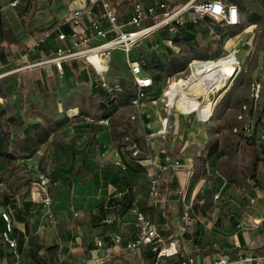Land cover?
Wrapping results in <instances>:
<instances>
[{"label": "rangeland", "instance_id": "1", "mask_svg": "<svg viewBox=\"0 0 264 264\" xmlns=\"http://www.w3.org/2000/svg\"><path fill=\"white\" fill-rule=\"evenodd\" d=\"M227 1L235 3L240 9L241 20L238 25L224 27L210 19L208 22L211 26L209 27L205 20L199 19L195 23L196 28L188 33L191 36L189 39L188 35L172 33L170 38H163L158 45L154 43L156 37L153 33L145 41L135 43L130 47L120 44L101 54L85 53L82 58H77L81 62L82 73L84 72L83 66L94 74H97V70L93 64L97 65L98 68L107 67L103 77L110 89V97L113 99L117 97V94L126 90L128 92L136 90L129 73V63L140 61L147 65L153 76L161 74L158 80L154 82L153 87L142 97L143 100H141L142 103L139 108L133 105L119 106L112 115L119 124L115 128L116 131H125L132 137H129V140L125 139V144L134 140L140 149V152L135 156H132V152L126 149L123 162L127 164V167L123 170H127L128 164L138 159L153 161L154 159H161V155L164 154L179 158L183 163H187L189 158L193 162L197 159L195 165L199 170L188 173L190 181L201 182L198 191L201 200L195 199L192 203L190 202L193 215L199 216V224L207 237L218 234L219 240L222 237L226 242L232 244V240L229 238L231 234L221 236L217 229L231 232L230 226L236 218L246 221L244 214L250 212L256 204L249 199L256 197L254 195L256 189H264V179H262L264 176V153L261 155L263 160H261L262 164L259 167V170L262 171L259 172L256 180L251 179L253 183H249L248 177H251L250 160L254 157L255 148L247 141L243 133L234 132V126L243 124V122L236 121L235 116L244 104L248 106L246 113H249L251 108L253 111V107L250 106L251 102H258L259 109L264 107V0ZM31 2L32 0H18L17 10H15L17 20H15L14 13L8 12V8L6 11L1 10L0 25L11 28L9 30L12 31V34L17 31L19 36L20 34L23 35V38L26 36L29 38L30 35L34 37L38 32L42 33L49 23H40L33 30L39 19L38 13L34 12L30 5ZM125 12L118 8V20L119 15L124 18ZM32 14L35 16V22L33 21L32 25H29ZM191 18L192 16H188L187 20H191ZM101 25L104 28L103 20H101ZM123 30L131 31L133 29L125 26ZM106 40H110L108 35ZM26 44L28 43L4 47L7 52L6 61L10 64L8 63L7 72L3 76L0 72V108L5 111V117L2 121L3 130L10 136L21 137L24 128L18 123L23 120L28 123L40 122L46 126L63 122L66 117L68 121L62 123L59 128H55L49 140L42 144L31 158L24 159L20 154H17L13 159L0 157V212L4 208L12 209L13 212L20 211V209L24 210V203H21L22 199L18 201V197L23 196L24 202L28 193L31 196L33 191L29 189L30 185L39 182L42 175L49 176L51 179L47 189L50 196H53L55 188L56 191L60 189L57 186L66 185L68 187L69 184H73L75 179L70 177L80 166L78 160L85 154H91L89 149L90 142L93 140L91 125L94 126L97 121V118H94L96 114L91 111V106L95 102L104 103L106 99L104 95H101V93L104 94L103 92L93 91L92 87H89L84 81L85 77L82 74L78 75V72L74 79L67 80L62 70L55 63L33 67L31 65L33 55L31 57L25 56L30 47ZM161 44L170 46L173 52L164 53ZM95 45L92 43L88 47ZM84 49L86 48H82V50ZM45 56L42 55V58ZM100 59L104 61L105 65H100ZM171 59H175L179 63L176 72L170 69L169 60ZM195 61L197 62L194 64ZM229 62H233L232 66L236 68V74L233 78L224 79L221 86L215 87L218 85V71L212 76L196 80L200 72L205 71L208 67ZM158 63L163 65V70H159L155 66ZM92 77L94 76L92 75ZM192 81L194 83L191 84ZM256 82L261 84L260 96L257 100L251 101L253 99L251 93ZM189 84L190 86L186 87ZM213 86L215 89H212ZM184 88L183 94L177 95L179 90ZM199 94L204 96L199 99V104L196 105L194 104L195 98ZM170 102H175L172 107H170ZM169 109L172 111L170 116ZM82 112L90 115L89 117L93 121L84 119V117L77 119V115ZM9 117H14L17 121L8 124L6 118ZM166 117L169 119L167 125L164 126ZM107 121L108 123L106 120L103 122L110 125L109 119ZM159 130L161 132L165 130L164 134L159 136V139L158 137L149 139L150 146H144V136ZM214 151L217 152V155L215 160L210 162L209 167L216 169L218 167L221 173L222 160L225 158L226 161L230 162L229 166L235 173L228 171L225 178L238 181L239 185H231L224 192L220 190L217 192L215 186L210 187L214 181L208 177L203 168L206 167L209 152ZM222 154L225 156L223 157ZM121 164L123 163L121 162ZM229 172L231 173L230 176H228ZM54 176L61 178L52 188ZM146 176L144 180L147 182ZM165 179L164 174L163 184ZM243 179L246 183L242 182ZM163 190L164 186L162 185V196L164 195ZM180 191L178 188L173 190L172 195L169 196L170 200L165 203L163 201L161 204L158 203L159 208L162 209L163 206H166V208L164 207L166 213L171 212L170 214L176 213L181 216L183 203L187 199L186 192L183 190L184 192L180 194ZM36 193H40L36 194V197L42 199V204L32 201H28L27 204L29 203V206L33 207L34 210L37 209L33 213L36 217L35 221H42L41 224H44L46 216L43 206L52 208V198L50 197V204L46 205L43 202L46 193L44 194L40 189ZM217 193L221 195L219 198L215 196ZM244 195L247 202L245 199L242 200ZM136 203L134 202V206L129 212L138 208ZM148 215L155 219L149 213ZM49 217L51 219L50 226L59 224V227L63 228L64 220H58L56 214ZM134 229L137 231L136 227ZM53 232L52 229H48L44 234L41 231L38 233L39 235L36 234L39 240L43 242L44 251L53 247V264H64L68 260L72 261L71 256L64 259L66 253L63 254V252L67 250V247L63 243L64 240H70L73 244H77L76 237L71 235L67 239L68 236L62 237L60 235L61 238L58 240ZM18 237L19 243H25L24 247L27 248L28 238L22 234ZM48 238L51 240H47ZM86 238L87 244L91 245L93 235L86 236ZM185 241L190 244V247L194 243L188 239ZM84 246L82 245L81 250H75L73 254H80L81 257L88 255ZM0 250H4L5 253L4 258H0V264H13L15 262L12 251L5 246L1 236ZM213 252L216 253L217 251ZM198 253V251L193 252L195 255ZM202 254L206 257L210 253ZM134 256V264H145L139 256L136 254ZM102 260L103 257L101 256L100 261ZM163 261L165 263V259ZM207 261L211 260L207 258Z\"/></svg>", "mask_w": 264, "mask_h": 264}, {"label": "crops", "instance_id": "2", "mask_svg": "<svg viewBox=\"0 0 264 264\" xmlns=\"http://www.w3.org/2000/svg\"><path fill=\"white\" fill-rule=\"evenodd\" d=\"M111 4L116 8L117 15H118V8H120V11H126L123 15L124 18H121L122 16L119 15V22L120 24H126L130 20L132 16V8L135 2H141L145 7L157 4L158 2H161L162 0H109ZM130 1V2H129ZM166 1V0H165ZM171 1V0H170ZM17 2L18 0H0V4L3 5L2 11H6V8H8V12L14 13L15 20H17V13L15 10H17ZM94 3V0H32L31 7L34 12H37L38 16V23L33 28L36 29L38 27V24L40 23H49L47 27L52 26L51 29H48L47 31L38 32L36 36H31L29 38H23V35L16 31L13 35L18 37L17 44L21 43H28L26 45L31 46L33 45L39 38H41L46 32L54 30L57 26H63L64 24H67L70 17L72 16V12L77 8H82L88 5H92ZM8 5V6H7ZM98 9L99 14L102 13V7L99 4L95 6ZM126 7V8H125ZM47 13V14H46ZM36 15V14H35ZM103 20L105 26V29H110L111 25L109 22L101 18ZM33 21L35 22V16L33 17ZM32 21V22H33ZM189 22V21H188ZM205 22L208 23V26L211 25L208 22V19L205 20ZM69 24V23H68ZM32 25V23H31ZM196 25V24H195ZM110 26V27H109ZM109 27V28H108ZM131 27V26H129ZM11 28L5 27L3 25H0V31H7ZM32 29V28H31ZM76 31L83 34L86 32L85 25L82 27H73ZM27 35L29 33H26ZM109 38H112L114 36L113 33L107 34ZM1 38V37H0ZM25 39V40H24ZM107 39V37H106ZM105 39V40H106ZM33 40L35 41L33 43ZM33 44H30V43ZM53 46L54 49H57L58 47H63L66 44H70L69 41L67 42H61L57 39V33L54 32L51 35V38L48 40V42ZM17 44L15 42H8V41H0V72L2 73V76L4 73H6V68L9 62L6 61L7 58V52L5 51L4 47L6 45H12ZM37 53V52H36ZM35 53V54H36ZM34 56V55H33ZM32 56V57H33ZM42 58V57H40ZM38 58V59H40ZM79 59V58H78ZM32 60H36L33 59ZM81 64V62L79 61ZM10 64V63H9ZM83 75L87 76L84 81L87 82L89 87H92L91 82L92 80L97 81L96 74L91 73V71L83 66ZM63 73V69H62ZM76 75V74H75ZM92 75L94 77H92ZM224 79H227L226 77H220L217 79L218 86H221ZM89 80V81H88ZM194 83L193 81L191 84ZM190 85V84H189ZM213 86L212 89H215ZM121 90V89H120ZM122 91V90H121ZM200 98L204 96L203 94H199ZM175 102H170V107H172ZM252 104L250 106L253 107L251 110H249L248 115L250 116V119L253 120L252 123L255 124L259 120L260 114L263 110V108H258V102H251ZM101 103H94L91 107V111L96 114L97 121L94 123V126L91 125V132H92V142H90V155H83L78 160V164L80 165L78 170L73 174L71 179H75L72 185H59L57 188H60L58 191L53 192V196H50L52 198V208L49 206H43V211L45 217L44 224H41L40 221H35V218L33 213L37 211V209H33V207L29 206L30 204L27 202L32 201L34 203H41L42 199H38L36 197V193L39 192L38 189H36V185L32 183L30 185L29 189H31L32 195L28 193V196L26 199H24L23 202V196L21 198L18 197V201L21 199V203H24V210L13 212L12 209V218L14 220L15 230L20 235H26L28 231H33L34 234H38L40 231L41 233H45L48 231V229H52L53 234L56 239L59 240L61 236H68L67 239L72 235L76 237L77 244L70 240H64L63 245L67 247V250L63 252L64 259L67 256L72 257V261L68 260L64 262V264H83V260L86 259L88 264H116V262H122L124 264H134V258L135 254L139 256L140 259H142L143 263L150 264V259L147 258V251L149 250L147 247H142L137 252H129L124 248H114L111 241V236L120 233L123 235L125 243L129 240H133L136 237L137 231L134 229L135 226L133 225V216L131 213H124L123 216L125 218L123 221L116 220L117 215L116 212L120 209L119 203H123V206L130 204L131 201L134 202H144L147 200L148 205L151 202L149 200L148 196V181L150 176H152L155 172V167L153 165V161L148 160H136L132 163L128 164V169H126L127 164L123 162V157L125 156V151L122 149V151L119 150L118 147V140H114L112 136V121L113 118H109V124L106 125L103 121L108 119H100L102 115V109L100 106ZM196 104V103H194ZM197 105V104H196ZM264 106V105H263ZM90 111V110H89ZM90 116V115H89ZM88 114H85V112H82L81 114L77 115V119L79 117H84V119H88L90 121H93ZM147 118V117H146ZM89 123V122H86ZM111 126V127H110ZM160 131V130H159ZM157 131V132H159ZM157 132L149 133L144 136L143 144L144 146H150L149 139L158 137L160 138ZM152 134H155L154 137H151ZM130 135L128 133L121 138L122 143H125V139H130ZM132 138V137H131ZM248 139L247 137H245ZM134 141V140H133ZM253 148H255V154L257 153L256 150L259 152V163L258 168L256 171V177H248V182L251 183L252 180H256L259 172L262 170H259V167L261 163V160H263V157L261 156L263 153L260 151V149L253 145ZM132 156H135L133 152L131 153ZM217 155V152H209V159L207 160L205 172L208 174V177L214 181V183L210 184L211 186H215L216 191L220 190L221 192L227 191L231 186L234 184H240L238 181L232 180V179H226L225 174L227 176V172L231 170V167L229 166L228 161L222 160V172L220 173L216 168L209 167L210 162L215 160V157ZM223 155V154H222ZM163 155H161L162 157ZM225 155H223L224 157ZM54 157V156H53ZM250 160H253V158ZM29 159V158H28ZM55 160V159H54ZM127 161V159H126ZM181 164L179 167L170 170L167 174H165V183L163 184L164 190H163V202L165 203L167 200H170L169 196L172 195L173 189H168V182L170 181L169 175L172 174L176 177L178 181V190H181L182 192H186V202L192 203L195 201L201 200L200 195H198L199 187L201 186V182L198 181H190L188 173L191 171H198L196 160L194 162L189 158V161L187 163H183V161L180 159ZM121 162L123 164H121ZM250 165V164H249ZM251 166V165H250ZM249 166V167H250ZM213 169V170H212ZM250 170V169H249ZM28 171V170H24ZM225 172V173H224ZM229 172L228 176L231 175ZM251 172V170H250ZM235 174L234 172H232ZM147 174V176H146ZM216 174V175H215ZM147 177V182L144 180L145 176ZM260 177V176H259ZM61 177H53V184L52 188L56 186L58 183L57 181ZM252 179V180H251ZM264 179V176L263 178ZM243 183H246L244 179L242 180ZM253 183V182H252ZM190 186V187H189ZM36 190V191H35ZM130 190V191H129ZM184 190V191H183ZM54 191V190H53ZM219 191V192H220ZM246 195V194H245ZM243 196L242 200L245 199V202H247V198ZM256 197H251L249 199L252 202H256L255 206H253V209L250 210V212L244 214L246 221H241L240 218H236L234 220V223L230 226L231 232H224L221 229H217L219 234L221 236L224 235H230V239L232 240V244H229L228 241L226 242L224 238L217 237L218 234L215 236L207 237L206 234L203 233L202 227L199 224V216H194L195 219L193 223L189 226L188 232L191 234H196L197 238H199L200 243L196 244L195 246L190 247V244L187 243V241L182 240V236L184 233H182L181 225L182 221L180 218V215H177L176 213H166L165 212V218H167V223L161 225V227L164 230H168L171 228L172 230L169 232L172 234L170 236L173 238H179L180 239V250L184 252V255H193L196 256L200 261L204 262H210L207 261V258L211 261L215 260L216 258L222 256L226 253H231L233 255L239 254V252L243 255L245 254H256V255H264V189H256L255 194ZM215 196H221L220 193L215 194ZM224 197V196H223ZM249 197V196H248ZM37 198V199H36ZM111 200V206L107 207L109 201ZM41 201V202H40ZM244 201V200H243ZM168 205V204H164ZM166 208V206H163V208ZM7 208H4L3 210H6ZM2 211V210H1ZM17 214V215H16ZM54 214L57 215L58 220H64L65 223L63 224V228L61 229L59 227V224H55L50 226L49 223H51L50 215L54 216ZM122 216V217H123ZM233 216V214H232ZM55 218V217H54ZM107 218L114 219V222L112 224H107L105 220ZM152 218V217H151ZM153 219V218H152ZM155 220V219H154ZM50 221V222H49ZM74 221V223H73ZM156 221V220H155ZM116 222V223H115ZM201 222V221H200ZM158 223V222H157ZM39 235V234H38ZM61 235V236H60ZM93 235L92 243L87 244L86 242V236ZM95 237H102L106 240L108 248L112 249L113 251V257L111 260H108V262H101L100 257L104 255L105 249H96L93 240ZM26 238H28L26 236ZM47 240H51L48 238ZM192 240V239H189ZM82 245H85V249L87 250V254L84 257H81L80 254L75 255L73 252L75 250H81ZM205 245H213L216 248V253L212 252L208 256L205 257L204 254H193V252H200V248ZM74 246V247H73ZM70 248V249H69ZM190 251V252H189ZM192 253V254H191ZM53 258V257H52ZM176 258V259H175ZM179 256H175L172 259L177 260ZM165 259V263L164 260ZM62 261V260H61ZM74 261V262H73ZM170 260L166 258L158 259L156 264H168ZM6 264V263H3ZM14 264V263H13Z\"/></svg>", "mask_w": 264, "mask_h": 264}, {"label": "built area", "instance_id": "3", "mask_svg": "<svg viewBox=\"0 0 264 264\" xmlns=\"http://www.w3.org/2000/svg\"><path fill=\"white\" fill-rule=\"evenodd\" d=\"M99 3L102 7V13L100 15L94 9ZM188 16H192L191 20H187ZM101 18L109 22L111 25L110 29L107 30L102 27ZM206 18L214 19L215 22L224 27H230L240 23L241 14L239 7L235 3L227 0H162L157 4H152L147 7L141 2H135L132 8V16L127 22V25L131 26L133 30L124 31L123 27H125L126 24L119 23L116 8H114L111 2L109 0H94L92 5L75 9L68 21L74 28H83L85 25L86 32L81 34L73 29L70 34H66V32L61 31V25L57 26L54 30L46 32L31 45L27 49L25 56L31 57L34 55L38 47L46 43L54 32H57V39L59 41H69L70 44L58 47L52 55L36 59L35 61L33 60L31 65L33 67H38L49 63H55L57 67L62 70V62L67 59L82 58L85 56V53L91 55L101 54L102 52H106L107 49L111 50L110 48L120 44H125L126 47H130L135 43L143 42L150 34L163 28H167L170 33L175 34L177 33L176 26H183L188 21L196 23L197 20H206ZM109 32L113 33L114 36L110 40H105ZM116 34L117 36H115ZM92 43L96 45L88 47ZM82 48L86 49L82 50ZM99 61L100 65H105L102 59ZM93 65L97 70V82L110 92L108 84L103 77V73L107 70V67L98 68L97 65ZM129 66V73L137 91L136 95L131 99V104L139 108L142 103L141 100H143L142 97L153 87L154 82L152 77L144 72V66H142L140 61L129 63ZM260 90L261 84L256 82L251 93V97L253 98L251 101H255L259 98ZM247 109L248 106L244 104L240 112L235 116L236 121L243 122V124L234 126V132L243 133V136L253 139L260 151L264 152V108L260 114L259 120L256 122V126L252 123L253 120L250 119L248 113H246ZM169 110L170 116L172 111L171 109ZM168 119V117L165 118L164 126L167 125ZM106 123H108L107 120ZM164 132L165 130H162V132L160 130L158 134L162 135ZM151 137H154V135H151ZM126 148L133 152L134 155L140 152L137 143L133 140L126 144ZM180 164V159L170 154H164L161 159L153 160L155 172L150 176L148 181V196L154 205H158V203L161 202V187L163 185L164 174L179 167ZM50 183V177L45 175L41 176L39 182L34 183L38 186L36 189H40L44 194L46 193L43 201L46 205L51 202L50 195L47 192ZM180 194H182V191H180ZM216 198H219V196H216ZM130 213L133 216V224L137 229L136 237L125 243L123 235L116 233L111 236L114 248L125 247L127 251L134 253L142 247H147L152 252L156 253L158 259L166 258L170 260V264H264V255H243L240 252L237 255L226 253L207 263L200 261L193 255H184L177 260H172L173 257L179 255L180 239L173 237L166 238L163 236L160 233L157 221L152 219L145 211L135 208ZM0 215L5 222V227L1 232L2 241L5 246L12 251V256L15 259L14 264H22L23 255L18 248L19 243L14 232L15 225L11 210H2ZM50 216L52 217V215ZM122 216L123 215L117 216L116 220L123 221L125 216ZM193 216L192 205L188 202H184L183 211L180 216L182 221V233L188 232L189 226L195 219ZM105 222L107 224H112L114 219L107 218ZM93 244L96 249H105L101 262L105 263L112 259L113 251L108 248L104 238L95 237ZM83 264H88L86 259L83 260ZM116 264L124 263L116 262Z\"/></svg>", "mask_w": 264, "mask_h": 264}, {"label": "trees", "instance_id": "4", "mask_svg": "<svg viewBox=\"0 0 264 264\" xmlns=\"http://www.w3.org/2000/svg\"><path fill=\"white\" fill-rule=\"evenodd\" d=\"M3 5L0 4V13H1V9H2ZM17 7V6H16ZM95 11L99 14L98 9L95 7L94 8ZM22 14V13H21ZM100 15V14H99ZM33 17L34 14H32V16L30 17V21H29V25H31L32 21H33ZM208 19V21L211 18H206ZM214 21V19H213ZM52 26H49L47 28L44 29V31H47L48 29H51ZM195 23L189 21L186 22L183 26H176V30L177 33L179 34H184V35H188V39L191 37L189 36L188 33L192 32L195 29ZM61 31L66 32V34H70L73 31V27L71 26V24H64L63 26H61ZM57 33V32H56ZM155 42L156 44H160L159 42L161 40H163V38H170V33L169 30L167 28H163L160 29L159 31L155 32ZM0 41H8V42H15L17 44L18 42V37L17 35L14 36L12 34L11 30H7V31H0ZM111 39V38H110ZM145 41V40H144ZM48 42V41H47ZM161 47H163L162 51H164V53H168L169 52H173L172 49L170 48V46H164L163 44L160 45ZM56 51V49L53 48V46H51V44L49 43H44L41 44L38 49H37V53L34 54L33 59H38L40 57H42V55H51L52 53H54ZM169 66L170 69L173 70V72H176V67L179 64L175 59H171L169 60ZM143 67L144 72L148 73L152 79L153 82L157 81L158 78L160 77L161 74H156V75H152L151 71H149V69L147 68V65L141 63ZM81 64L79 63L78 58H74V59H70V60H65L62 62V69H63V73H64V77L67 80H71L74 79L76 76L75 74L78 72V75L82 74V69H81ZM159 70H163V65L161 63H158L155 65ZM87 76L85 75V78ZM89 81V80H88ZM93 82H91L92 85V89L93 91H97V92H103L104 94L101 93V95H104V98H106L104 100V103H101V109H102V115L100 119H109L112 115H114L115 111L118 109V107H122V106H127V105H132L131 103V99H133V97L136 95L137 91L134 89L131 92H128L127 90L124 92H121V94H117L116 98H111V94L108 92V90L104 87L101 86V84L95 80H92ZM119 99V102H117V100ZM5 117V111L4 109L0 108V157L4 158V159H13L17 156V154L22 155V158L26 159V158H31L38 150V148L40 146H42V144L46 143L49 138L51 137L53 131L55 128H59L62 123H64L65 121H68V118H65V121L63 122H56L53 124V126H46L42 123H28L26 120H23L21 122L18 123V125H20L22 128H24L22 130V136L21 137H13L12 135L10 136L8 133H6L3 128H2V121L3 118ZM113 117V116H112ZM17 120L14 117H9L6 118V122L8 124H11V122H16ZM119 126L116 118H113L112 121V136L114 140H118V147L119 150L122 151V149H124L125 152H127V148H126V144L120 142L121 138L124 137L127 132L125 131H120L117 132L116 131V127ZM123 126V125H120ZM248 142H250V144L258 147L255 143V141L253 139H247ZM10 147H12V149H10ZM256 154L255 157L253 158V160L251 161V175L253 177H256V171L258 168V163H259V152L256 150ZM262 152V151H261ZM264 153V152H262ZM169 179L170 181L167 183L168 184V189L169 190H175L178 188V181L176 179V177L172 174L169 175ZM130 191V190H129ZM162 194H161V202L163 200L162 198ZM150 200V199H149ZM160 202V204H161ZM111 206V200L109 201L107 207ZM120 209L117 211L118 215H123L124 213L129 212L132 207L134 206V201H131L130 204L123 206V203H119ZM136 206L142 210L145 211L147 214L149 213L151 216H154L155 219L158 222L159 225V230L160 233L165 236L166 238H169L172 234H170L169 232L172 230L171 228H169L168 230H164L161 225L167 223V220L165 218V208L160 209V205H154L152 203H150L148 205L147 200H145L144 202H138L136 203ZM130 213V212H129ZM153 218V217H152ZM5 227V222L3 220V218L0 215V236H1V232ZM15 235L18 238V243H19V234L17 233V231L14 229ZM170 235V236H168ZM24 236L28 237L29 240V244L28 247L25 248L23 242H20L18 244V248L19 251L22 253L23 255V262L22 264H53L52 261V252H53V247L46 249V251H44L45 247L43 245V242L39 240L38 236L36 234H34L33 231H28V233ZM182 240H189L192 239V241L194 243H192V246H195L196 244H198L199 238H197L196 234H189V232H186L183 234ZM44 251V252H43ZM213 251H216V248L213 245H205L202 246L200 248V252L198 254H202V253H212ZM5 253L4 250H0V258H4ZM179 257L184 256V252L182 250H180L179 252ZM147 258L150 259L151 263L150 264H156L158 258L156 253L152 252L150 249L147 251ZM176 259V258H175ZM174 260V259H172ZM168 264H170V262H168Z\"/></svg>", "mask_w": 264, "mask_h": 264}, {"label": "bare ground", "instance_id": "5", "mask_svg": "<svg viewBox=\"0 0 264 264\" xmlns=\"http://www.w3.org/2000/svg\"><path fill=\"white\" fill-rule=\"evenodd\" d=\"M107 50H109V49H107ZM196 62L197 61H195L194 64ZM232 64H233V62H229V63H226V64L210 66L206 70L204 69L205 71H201L200 75H198L199 76L198 79H196V80H201V79L206 78L207 76H212L217 71H218L220 77H226L227 79L233 78L235 76V74H236L235 73L236 72L235 71L236 68L234 66H232ZM189 86L190 85H188L186 87H189ZM185 88L182 89V90H179L177 95L183 94ZM199 99H200V96L197 95L196 98H195V100H196L195 103L196 104H199Z\"/></svg>", "mask_w": 264, "mask_h": 264}]
</instances>
